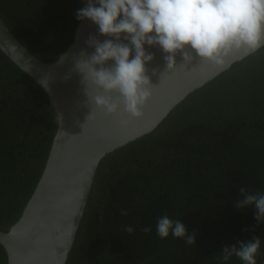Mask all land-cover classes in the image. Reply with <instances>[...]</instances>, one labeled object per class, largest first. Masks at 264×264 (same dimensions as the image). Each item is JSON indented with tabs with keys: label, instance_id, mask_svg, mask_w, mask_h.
Wrapping results in <instances>:
<instances>
[{
	"label": "trees",
	"instance_id": "obj_1",
	"mask_svg": "<svg viewBox=\"0 0 264 264\" xmlns=\"http://www.w3.org/2000/svg\"><path fill=\"white\" fill-rule=\"evenodd\" d=\"M82 7L81 0H0V18L51 63L72 44ZM57 128L47 93L0 50V230L21 216ZM241 187L264 192V47L193 90L152 131L102 157L66 264H225L221 249L253 236L261 238L257 264H264V221L254 219L255 205L234 207ZM164 214L195 233V243L171 233L159 238ZM0 264H7L1 243Z\"/></svg>",
	"mask_w": 264,
	"mask_h": 264
},
{
	"label": "water",
	"instance_id": "obj_2",
	"mask_svg": "<svg viewBox=\"0 0 264 264\" xmlns=\"http://www.w3.org/2000/svg\"><path fill=\"white\" fill-rule=\"evenodd\" d=\"M81 2L86 6L87 0ZM90 37L100 41L108 38L99 34L91 20H80L68 49L54 62L44 63L0 18V50L44 89L58 117V128L32 195L10 229L0 230L7 264H66L102 157L152 131L189 93L246 56L242 50L233 51L221 67L195 54L184 60L177 53L175 67L167 69L166 53L159 46L145 44V51L154 55L145 65L154 86L152 95L141 109L143 115L125 117L129 123L121 127L118 113L106 115L91 103L88 97L102 94L101 90L86 85L76 68L82 51H94Z\"/></svg>",
	"mask_w": 264,
	"mask_h": 264
},
{
	"label": "clouds",
	"instance_id": "obj_3",
	"mask_svg": "<svg viewBox=\"0 0 264 264\" xmlns=\"http://www.w3.org/2000/svg\"><path fill=\"white\" fill-rule=\"evenodd\" d=\"M76 18L91 20L99 34L108 37L103 41L90 37L94 51H82L76 68L86 85L101 90L102 94L88 97L91 103L106 115L118 113L121 127L129 123L125 117L143 115L141 109L152 95L154 86L145 65L154 55L145 51V44L159 46L166 53L167 69L175 67L177 53L184 60H191L195 54L223 67L233 51L250 55L264 47V0H87L86 6L77 10ZM240 194L244 198L234 207L255 205L254 219L258 224L264 221V192L241 187ZM127 214V210H121V215ZM123 229L134 232L131 225ZM142 231L150 233L152 228L147 226ZM170 233L188 245L195 243V233L188 235L179 219L167 214L158 217L157 236L167 239ZM260 247L261 238L253 236L247 242L223 247L218 259L226 264L235 256L242 264H257Z\"/></svg>",
	"mask_w": 264,
	"mask_h": 264
}]
</instances>
